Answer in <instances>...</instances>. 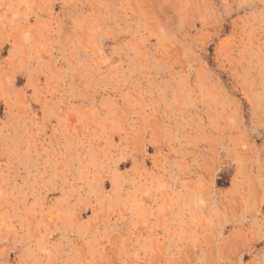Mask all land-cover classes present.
<instances>
[{"label":"rangeland","instance_id":"obj_1","mask_svg":"<svg viewBox=\"0 0 264 264\" xmlns=\"http://www.w3.org/2000/svg\"><path fill=\"white\" fill-rule=\"evenodd\" d=\"M0 264H264V0H0Z\"/></svg>","mask_w":264,"mask_h":264}]
</instances>
